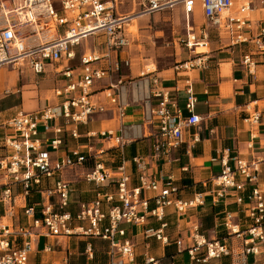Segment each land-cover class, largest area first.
<instances>
[{
    "label": "built area",
    "instance_id": "2783aa9c",
    "mask_svg": "<svg viewBox=\"0 0 264 264\" xmlns=\"http://www.w3.org/2000/svg\"><path fill=\"white\" fill-rule=\"evenodd\" d=\"M179 1L188 16L197 0H145L135 13L119 12L118 0H0V68L26 63L34 73H41L46 62L53 64L63 57L73 58V46L90 35H103L106 47L104 54L96 51L82 54L79 77L54 89L60 101L35 111L16 108L11 116L0 122V127L8 130L0 137V201L11 203L13 184L20 185L24 197L33 191L41 196L39 201L23 205V212L29 218L28 225L13 227L0 222V264H29L34 236L40 233H81L105 239L109 244L107 264H160L159 257L146 253H143V262L138 263L135 244L121 225H141L145 238L154 237L167 243L165 208L173 206L177 213H182L189 207L206 203L201 192L181 199L180 188L172 175L158 179L149 177L144 156L132 157L139 181V185L132 187L131 174L124 161L112 170L98 159L99 151H92L90 145L85 146L87 151L75 147L61 156L52 157L43 149V141L38 137L41 124L43 131L54 135L48 140L54 152L63 150L66 136L78 138L77 125L86 123L95 110H103V105L96 104L91 98L94 83L103 78L110 79L113 73L131 64L130 59L122 55L131 44L127 30L131 16L172 8ZM198 1L207 23L228 30L234 43L252 44L254 51L263 55L264 61V27L256 34L251 33L248 18L251 1L245 0L235 11L232 10L234 0ZM179 43L190 52V57L175 61L172 65L175 72L205 66V50L198 48L207 46L206 25L196 32L189 22L186 23V31ZM110 53L115 54L112 60ZM103 58L102 66L92 64ZM242 64L253 73L255 61L250 54L243 57ZM56 71H62L66 77L71 75L68 68ZM156 71L154 62L145 64L139 71V77L149 84L150 96L161 98L158 105L145 108V115L155 119L157 124L151 143L150 156L153 159L168 156L180 147L184 130L198 126L202 119L194 110L197 99L190 84L186 87L184 109L187 114H184L177 103L170 100L168 92L160 87ZM121 83L120 80L110 83L105 96L122 116L125 104ZM259 117L255 111L246 120L254 124ZM100 135L114 145L124 144L122 136L112 129H104ZM198 140L199 134L193 133L192 143ZM229 152L225 149L220 158V171L210 179L213 187L210 202L233 201L242 207L247 224L240 228L232 221L233 213L225 210L219 224L227 234L223 238H208L201 230L200 222L193 221L189 227L190 243L184 248L187 264H211L212 259L225 255L235 256L232 264H264L257 258L264 245V189L259 183V164L263 159H248L239 154L231 156ZM87 163L90 166L82 176L94 184V196L90 200L78 201L72 212L68 205L74 187L64 173L68 168L82 167ZM110 185L111 189L108 188ZM35 206L39 207L38 215ZM148 216L159 225L145 226ZM73 221L77 223L72 224ZM16 236L22 238L20 246L13 240ZM233 239L237 242V251ZM87 248L91 254V247ZM46 249L50 247L46 246Z\"/></svg>",
    "mask_w": 264,
    "mask_h": 264
},
{
    "label": "crops",
    "instance_id": "0c3cea01",
    "mask_svg": "<svg viewBox=\"0 0 264 264\" xmlns=\"http://www.w3.org/2000/svg\"><path fill=\"white\" fill-rule=\"evenodd\" d=\"M234 1L235 5L245 2V0ZM249 1H251V9L248 18L251 23V33L256 34L264 27V3L261 0ZM168 9L163 13V17L169 19L172 28L174 62L190 57V52L179 43V39L186 31V23L189 22L196 32L205 25L208 30L206 49H200L205 50L206 62L203 68L175 72L172 65H164L158 66L156 71L160 87L168 92L170 100L175 101L184 114H187L184 104L188 84L197 99L194 110L202 119L198 126L184 130L183 143L180 147L165 157L153 159L150 156L152 135L157 124L155 119L145 115V108L158 105L161 98L150 96L149 84L139 77V71L149 58H144L136 52V46L139 44L133 42L134 36L130 32L128 35L131 44L122 51V55L128 57L131 64L129 67L123 66L118 73H113L110 79L103 78L94 83L91 98L96 104L103 105V110H95L86 123L77 125L79 137L66 136L62 144L63 150L54 152L48 142L54 136L53 133L43 131L41 124L38 127V137L43 141V149L52 157L61 156L63 152L75 147L87 151L85 146L90 145L92 151H99L98 159L112 170L124 161L126 170L131 174L130 186L135 187L139 185L138 170L132 157L141 155L148 163L149 177L158 179L172 175L174 183L180 188L181 199H188L195 192L203 194L206 200L204 205L189 207L182 213H177L173 206L165 208L164 219L167 226L164 232L169 239L167 243L154 237L145 238L144 227L141 225L124 223L121 225L126 228V236L135 244V250L139 254L136 259L138 263L143 262V253H146L159 257L160 264H187L188 257L184 248L190 243L189 227L195 220L200 222L201 230L208 238H223L227 234L224 227L219 224L225 210L233 213L232 221L237 222L240 228L245 227L247 221L242 207L233 201L210 202L213 188L210 179L219 173L220 158L225 149H229L231 156L239 154L248 159H263L259 164V183L264 189L263 55L255 52L250 43H234L232 34L228 30L207 23L198 0L193 12L188 16L183 11L181 1ZM135 18L133 17L132 20ZM72 49L75 53L73 58L63 57L53 64L46 62L44 71L38 74L34 73L26 63L12 66L13 74L11 70H0V122L11 116L18 107L25 111H35L57 103L61 98L55 95L54 89L79 77L82 54L89 51L106 53L103 35H90ZM246 54H250L255 61L252 74L242 64ZM114 57L115 54L110 53V60ZM104 61L103 58L93 61L92 64L102 66ZM62 68L70 70V77L63 75L62 71H56ZM119 80L124 85L122 98L125 108L122 116L105 96V90L110 83ZM255 111L260 115L259 121L251 124L246 118ZM104 129H112L115 134L121 135L124 144L117 146L111 140L103 138L100 132ZM3 131L8 130L0 127V137ZM195 132L199 134V140L192 143L191 137ZM229 162L233 164L231 159ZM89 166L90 164L87 163L82 167L65 170L64 177L70 180L74 187L68 205V209L72 212L75 211L78 201L90 200L94 196V184L85 181L82 176L83 171ZM108 188L111 189L112 186ZM40 198V194L35 191L24 197L20 185L13 184L11 203L8 205L0 201V222L13 227L28 225L29 218L23 212V205L37 202ZM150 206H153L152 202ZM35 208L38 215L39 207L35 206ZM75 223L77 222H72ZM158 225L159 222L153 217H147L145 226ZM13 238L15 244L20 246L22 238L20 236ZM178 241L181 248L178 247ZM233 245L235 251L239 250L235 240ZM46 246L50 249H46ZM89 246L91 254L87 250ZM108 249V241L96 236L81 233L68 235L40 233L34 236L28 262L29 264H107ZM234 258L233 255H225L212 259L211 264H232ZM257 258L264 262V245L260 248Z\"/></svg>",
    "mask_w": 264,
    "mask_h": 264
},
{
    "label": "rangeland",
    "instance_id": "374dc122",
    "mask_svg": "<svg viewBox=\"0 0 264 264\" xmlns=\"http://www.w3.org/2000/svg\"><path fill=\"white\" fill-rule=\"evenodd\" d=\"M142 2H145V0H118L117 9L123 13H135L142 7ZM239 5H235L234 1L232 10H235ZM166 11L167 9L141 16L137 15L135 20L131 19L127 26L128 32L134 36L133 42L139 44L136 46V52L144 58H149L146 64L154 62L157 67L173 65L175 58L170 21L168 18L163 17V13ZM153 16L154 18H152ZM200 49H206V47L198 48V50ZM1 69L11 70V73H14L12 66L2 67Z\"/></svg>",
    "mask_w": 264,
    "mask_h": 264
},
{
    "label": "bare ground",
    "instance_id": "6f19581e",
    "mask_svg": "<svg viewBox=\"0 0 264 264\" xmlns=\"http://www.w3.org/2000/svg\"><path fill=\"white\" fill-rule=\"evenodd\" d=\"M133 17H135V16H131L132 19H133Z\"/></svg>",
    "mask_w": 264,
    "mask_h": 264
}]
</instances>
